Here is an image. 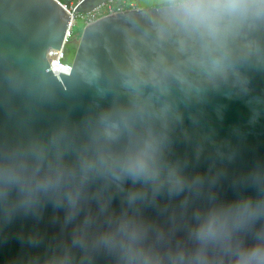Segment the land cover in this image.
I'll return each instance as SVG.
<instances>
[{"label": "clouds", "instance_id": "1", "mask_svg": "<svg viewBox=\"0 0 264 264\" xmlns=\"http://www.w3.org/2000/svg\"><path fill=\"white\" fill-rule=\"evenodd\" d=\"M59 5L33 0L0 43V246L19 245L0 264H264V155L243 159L220 102L264 116V0L81 13L63 86L44 68Z\"/></svg>", "mask_w": 264, "mask_h": 264}, {"label": "water", "instance_id": "2", "mask_svg": "<svg viewBox=\"0 0 264 264\" xmlns=\"http://www.w3.org/2000/svg\"><path fill=\"white\" fill-rule=\"evenodd\" d=\"M108 0H60V7L65 13V27L63 32L46 45L44 52V68L47 74L60 85H65L69 80L71 73L57 74L53 69L58 52L61 48L66 50L67 44H64L65 35L68 29L70 14L63 6L71 7L72 4L79 12H87L97 5ZM137 2L136 10H139V6H147L155 3V0H132ZM33 0H0V43L19 39L22 37V29L28 21L31 13L30 5ZM133 7L127 8L122 11L106 14L105 16H113L121 13H131ZM86 30V25L83 31ZM82 31V32H83ZM70 43L77 45L75 56L78 53L79 41L77 37L73 38ZM74 56V58H75ZM74 60V59H73ZM253 85L257 92L264 91V74H257L253 79ZM225 105L223 109L222 128L227 131L233 124L244 122V132L246 138L242 146V157L245 160L254 158L257 155H264V116H262L256 123L247 124V120L250 116V111L245 102L241 99H221L220 101ZM215 116V114H213ZM54 119V114H49L44 117L40 122V127H46L48 123ZM5 131H11L8 127L5 118L0 115V134ZM19 248L18 242L15 240H9L0 246V262L12 256Z\"/></svg>", "mask_w": 264, "mask_h": 264}, {"label": "built area", "instance_id": "3", "mask_svg": "<svg viewBox=\"0 0 264 264\" xmlns=\"http://www.w3.org/2000/svg\"><path fill=\"white\" fill-rule=\"evenodd\" d=\"M62 4L66 8L68 13L70 14V21H69L68 29H67L65 39H64V44H68L78 34V32L75 31L74 29L77 23V19L80 18L86 25V17L82 18L81 13H85V12L77 11L76 7L73 4L69 8L67 7L66 4L64 3ZM133 6H135V3L132 0H131V3H129V0H108V1H105L97 5L96 7H94L93 9L87 12H92L95 15H106L109 13L122 11L127 8H131ZM64 58H65V49L61 48L58 52L56 62L53 68L57 74H60L61 72L69 73V72L64 71V69L70 64V62L64 61Z\"/></svg>", "mask_w": 264, "mask_h": 264}, {"label": "trees", "instance_id": "4", "mask_svg": "<svg viewBox=\"0 0 264 264\" xmlns=\"http://www.w3.org/2000/svg\"><path fill=\"white\" fill-rule=\"evenodd\" d=\"M82 32V31H81ZM80 33V32H78ZM77 37V35H76ZM77 45L75 43H68L65 50V58L64 61L72 62L76 53Z\"/></svg>", "mask_w": 264, "mask_h": 264}, {"label": "rangeland", "instance_id": "5", "mask_svg": "<svg viewBox=\"0 0 264 264\" xmlns=\"http://www.w3.org/2000/svg\"><path fill=\"white\" fill-rule=\"evenodd\" d=\"M129 3H131V0H129ZM84 27H85V23L80 18H78L77 23L74 27L75 31L81 32L83 31Z\"/></svg>", "mask_w": 264, "mask_h": 264}, {"label": "flooded vegetation", "instance_id": "6", "mask_svg": "<svg viewBox=\"0 0 264 264\" xmlns=\"http://www.w3.org/2000/svg\"><path fill=\"white\" fill-rule=\"evenodd\" d=\"M135 3V6H137V2L136 1H133Z\"/></svg>", "mask_w": 264, "mask_h": 264}]
</instances>
